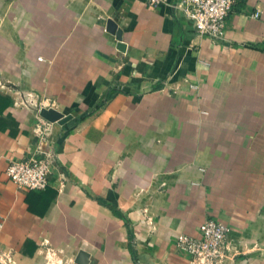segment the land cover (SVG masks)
<instances>
[{"label":"crops","instance_id":"obj_1","mask_svg":"<svg viewBox=\"0 0 264 264\" xmlns=\"http://www.w3.org/2000/svg\"><path fill=\"white\" fill-rule=\"evenodd\" d=\"M179 2L0 0L8 264H72L80 250L86 264H186L175 237L206 218L229 227L222 264H264V0H233L218 39ZM40 107L71 118L40 139ZM31 155L49 163L41 191L5 174Z\"/></svg>","mask_w":264,"mask_h":264},{"label":"built area","instance_id":"obj_2","mask_svg":"<svg viewBox=\"0 0 264 264\" xmlns=\"http://www.w3.org/2000/svg\"><path fill=\"white\" fill-rule=\"evenodd\" d=\"M144 1L148 5H155L162 0ZM232 3L233 0H180L178 9L191 21L197 33L218 39L223 34L224 19ZM252 15L255 17L257 13ZM48 125L49 122L45 120H40L36 125L35 131L40 139L49 134ZM49 169L46 158L31 155L26 159L10 160L5 174L17 189L41 191L48 186ZM228 233L226 224L206 218L198 224L195 236L178 233L175 245L187 255L186 264H222L227 258L225 241Z\"/></svg>","mask_w":264,"mask_h":264},{"label":"water","instance_id":"obj_3","mask_svg":"<svg viewBox=\"0 0 264 264\" xmlns=\"http://www.w3.org/2000/svg\"><path fill=\"white\" fill-rule=\"evenodd\" d=\"M105 30L110 34H113L117 40L119 39L120 31L119 29H116L115 24L109 19L106 21ZM38 115L40 118L47 122L57 124H62L71 118L70 114H62L52 107H40L38 109ZM86 262L87 254L84 251L80 250L74 257L72 264H86Z\"/></svg>","mask_w":264,"mask_h":264},{"label":"trees","instance_id":"obj_4","mask_svg":"<svg viewBox=\"0 0 264 264\" xmlns=\"http://www.w3.org/2000/svg\"><path fill=\"white\" fill-rule=\"evenodd\" d=\"M117 92V90H109L106 95L104 96V98L102 100H100L98 103L94 104L90 109L80 113L78 116H76L75 118H73V121L75 123L80 122L81 120L85 119L86 117L90 116L91 114H93L96 110H98L102 105H104V103L109 100L112 95ZM98 202H100L101 204L105 205L106 207H108L110 209V211L112 212L113 215L121 217L122 215L120 214V212L118 211V209H116L114 206L110 205L107 202H104L102 200L97 199ZM135 262V261H134ZM136 264V262H135Z\"/></svg>","mask_w":264,"mask_h":264},{"label":"rangeland","instance_id":"obj_5","mask_svg":"<svg viewBox=\"0 0 264 264\" xmlns=\"http://www.w3.org/2000/svg\"><path fill=\"white\" fill-rule=\"evenodd\" d=\"M261 252H264V250ZM8 263L9 262L4 257H0V264H8Z\"/></svg>","mask_w":264,"mask_h":264}]
</instances>
